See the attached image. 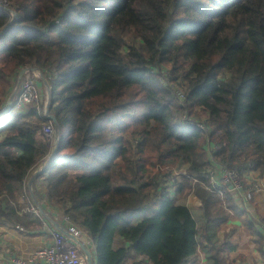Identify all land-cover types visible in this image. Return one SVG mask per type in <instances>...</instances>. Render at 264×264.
Segmentation results:
<instances>
[{"label":"trees","instance_id":"1","mask_svg":"<svg viewBox=\"0 0 264 264\" xmlns=\"http://www.w3.org/2000/svg\"><path fill=\"white\" fill-rule=\"evenodd\" d=\"M7 1L17 15L0 8V96L21 68L39 70L60 138L29 193L47 120L33 107L0 115V221L39 228L20 212L34 198L87 231L97 264H184L199 244L186 197L206 214L225 206L202 183L209 169L264 177V0ZM166 168L189 175L173 196Z\"/></svg>","mask_w":264,"mask_h":264},{"label":"crops","instance_id":"2","mask_svg":"<svg viewBox=\"0 0 264 264\" xmlns=\"http://www.w3.org/2000/svg\"><path fill=\"white\" fill-rule=\"evenodd\" d=\"M0 99L6 103L7 98ZM250 174L258 177L256 172ZM258 178L262 183L260 191L253 192L247 199L227 189L224 193L225 200L223 199L225 209L222 207L212 213L203 212L201 201L195 194L186 197L185 203L198 224L199 244L195 255L189 257L184 264H264V177ZM35 203L39 207L36 201ZM45 204L50 215L45 214L47 228L41 224L39 228L25 229L20 225L24 231H19L15 228L19 224L0 221V264H12L10 257H26L30 251L50 245L53 242L52 233L56 230L65 232L64 237L74 244L65 230L66 224L60 207L47 202ZM84 249L90 254L91 264H97L95 246L90 242ZM81 251L84 254L82 249ZM133 261L131 257L123 264H133ZM142 264L150 263L147 261Z\"/></svg>","mask_w":264,"mask_h":264},{"label":"built area","instance_id":"3","mask_svg":"<svg viewBox=\"0 0 264 264\" xmlns=\"http://www.w3.org/2000/svg\"><path fill=\"white\" fill-rule=\"evenodd\" d=\"M0 8L10 9L11 15L12 11H14L7 0H0ZM154 71L159 75L162 85L171 92L180 105H184L185 93L171 81L169 69H159L156 66ZM40 79L41 72L39 70L26 68L20 77L18 85L16 86L17 90H15L12 99V109L20 110L26 106L33 107L40 117L47 120L41 128V133L47 145L48 152L40 160L36 161V167L39 168V171L50 163L49 158L54 149L56 140L55 125L51 118H49L46 109L47 101H44V103L41 101V87L38 83ZM181 120L188 126L196 127L204 131L208 129L204 122L191 118L186 110H183ZM166 170L168 172L169 183H172L167 188L171 192V196H173V191L177 188V182L175 180L180 176L189 175L183 169L166 168ZM156 171L157 169H155L154 173ZM250 173L252 172L244 173L242 176L237 168H229L223 164L217 163L209 169L205 176L207 184L204 182L202 183L207 190L214 192L220 198L224 196L227 189H230L243 198L249 199L253 192H258L262 189V183L259 181V178L252 176ZM246 174H248V176L245 177ZM193 181L197 180L193 178ZM25 188L28 189L27 187ZM23 194L24 198H26L27 193L25 190ZM24 211L35 214L41 220L42 225L45 226L44 228L48 227L45 215L40 212L38 205L34 201H29L28 204L20 209V212ZM63 220L66 224L65 230L72 241H74V244L64 237V233L56 230L52 233L53 242L50 245L34 249L30 251L26 257L19 255L12 256L10 257V262L12 264H87L79 245L85 246L90 242L94 245L91 237L84 228L72 222L68 216L63 215ZM15 228L19 231H24L23 227L20 225H15Z\"/></svg>","mask_w":264,"mask_h":264},{"label":"water","instance_id":"4","mask_svg":"<svg viewBox=\"0 0 264 264\" xmlns=\"http://www.w3.org/2000/svg\"><path fill=\"white\" fill-rule=\"evenodd\" d=\"M16 15H17V13H16L15 11H12V15H11L12 18H11V20H12L13 18H15ZM9 25H10V22H9V23L3 28V30H5L6 28H8ZM25 70H26V68H21V69L19 70V72H18V81H19L20 77L22 76V74L24 73ZM34 70H36V69H34ZM42 80H43V82L45 83L44 79H42ZM14 93H15V89L12 91V93H11L9 99L6 101V104L4 105V108L0 110V115L3 114V113H5L6 111L12 109V98H13ZM48 102H49V100L47 101V104H48ZM49 118H51V120L53 121V123H54V125H55V129H56V140H55V146H54V149H53V151H52V153H51V156H50V158H49V162H50V161L52 160V157H53L54 152H55V150H56L57 144H58V142H59L60 132H59L58 125H57V123H56V121H55V118H54L53 116H50V115H49ZM41 171H42V170H41ZM41 171H39V170L36 171L35 174H34V176H36V175H37L39 172H41ZM34 176H33L31 179H29V181H28V186H29V187L31 186V183H32V180L34 179ZM39 210H40V212H41L43 215H45V213L42 211V209H41L40 207H39ZM64 234H66V233L64 232ZM79 247H81V249L84 251V256H85V259H86L87 263H88V264H91V257H90L89 252H88L87 250L84 249V246L79 245Z\"/></svg>","mask_w":264,"mask_h":264},{"label":"rangeland","instance_id":"5","mask_svg":"<svg viewBox=\"0 0 264 264\" xmlns=\"http://www.w3.org/2000/svg\"><path fill=\"white\" fill-rule=\"evenodd\" d=\"M42 79H44V77H43V75L41 74V81L43 82V80ZM20 80V79H19ZM45 81V80H44ZM18 74H17V76H16V78H15V81H14V85H13V88H12V90H11V93H12V91L15 89V90H17V88H16V86L18 85ZM40 91H41V101L44 103V101H48L49 100V86H48V84L45 82H43V85L41 86V88H40ZM11 93H10V95H11ZM10 95L7 97V100L9 99V97H10ZM1 97H3V96H0V98ZM13 99V98H12ZM6 100V101H7ZM49 103V102H48ZM5 105V104H4ZM4 105H3V100H1L0 99V110L1 109H3L4 108ZM27 107V106H26ZM48 108V104L46 105V109ZM13 110H17V109H13ZM40 135H41V138L43 139V135H42V133H40ZM30 179V178H29ZM29 181V180H28ZM28 181H27V183H26V187L29 189V191H31V186L29 187L28 186ZM169 185V184H168ZM34 200V199H33ZM186 200V199H185ZM34 202H35V200H34ZM144 215V212H143V214L142 215H139V216H143Z\"/></svg>","mask_w":264,"mask_h":264}]
</instances>
